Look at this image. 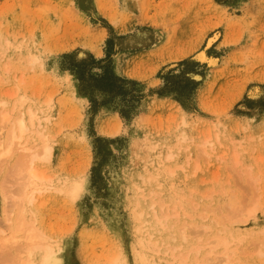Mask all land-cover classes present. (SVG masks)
<instances>
[{"label": "rangeland", "instance_id": "rangeland-1", "mask_svg": "<svg viewBox=\"0 0 264 264\" xmlns=\"http://www.w3.org/2000/svg\"><path fill=\"white\" fill-rule=\"evenodd\" d=\"M0 100L11 113L40 106L51 152L39 166L81 180L76 197L52 188L30 206L61 240L63 264L118 252L142 264L148 225L158 259L212 258L223 247L206 254L204 243L222 227L232 264H264V0H0ZM19 153L0 164V227ZM152 200L177 214L156 223Z\"/></svg>", "mask_w": 264, "mask_h": 264}, {"label": "bare ground", "instance_id": "bare-ground-1", "mask_svg": "<svg viewBox=\"0 0 264 264\" xmlns=\"http://www.w3.org/2000/svg\"><path fill=\"white\" fill-rule=\"evenodd\" d=\"M216 35L217 34H214L212 37L208 38L209 40L206 45L211 44ZM201 54L203 55L204 51H202ZM32 60H36V56L32 57ZM5 104L6 102L4 100H0V106L4 107ZM13 108H15L13 113L8 111L5 107L4 109H0V136L3 129H5L6 132V139H0V164L7 160L16 151L20 152V156L12 166L11 173L9 172L11 175L9 181L11 184L9 185L12 189L7 196L2 195L5 207H3V225L0 227V260L4 261L5 264H33L35 257V259H37V264H63L64 255L62 252L61 240L53 238L35 223V217H32L29 213V211L33 213L30 206L35 204L39 195L52 188L57 191L69 192L74 198L80 192L82 183L80 179H75L72 182H68L66 179H57L54 181L55 179L53 175L45 172L41 165L39 166L38 161L46 160L51 152V145L46 135L48 117L41 114V107L36 105L23 106L22 103L15 102L13 103ZM119 123L120 121L117 120L115 123L116 126H114L115 128L113 127L111 129L112 131L110 128H106L105 130L109 133L118 132ZM183 123L185 122L183 121ZM109 126L111 127V125ZM36 137L40 139V152L37 150L39 142ZM187 138L186 134L181 136V140H186ZM199 144L201 150L205 153L204 148L207 145L212 146L213 140L210 139V135H206L202 138V141ZM156 155L159 158L160 152ZM172 157L173 151L168 150L165 159H170ZM233 159L235 163L238 162L236 154ZM196 168H198L197 164ZM249 177L254 184L258 181L256 176H251L249 174ZM54 182L57 184L56 186L53 185ZM141 201V199L136 198L133 207L134 218L136 220L140 219V222L142 221L141 217L144 213L142 206H140ZM155 204V200H152L148 206L150 207L151 215L156 223L163 224L164 220L167 219L169 215L177 214L176 211L172 212L169 206L161 204L159 205V208H156ZM255 207L257 206L254 202L248 205L244 209L242 216L245 217L244 215L253 214ZM171 208H174V206ZM211 212L213 213L212 220L214 223H220L218 219H215V207L211 208ZM141 223L145 224L143 221ZM221 225L223 224L221 223ZM205 226L210 230V226L207 224H203L202 227L205 228ZM147 227L148 231H151L150 237L152 236L153 238H151L148 243L147 251L136 249L137 252H141V263L162 264V260H164L167 264H184L187 254L181 256L177 263H174V260L168 258L158 259L157 256L154 255V253L159 250L157 247L158 236L156 235L158 228L150 225ZM147 227L145 229H147ZM185 227L186 223H183L181 226V232L184 239L187 237ZM221 230L222 227L218 229L216 237L214 230L213 239L206 241L204 244H209V249L206 254L214 253L215 248L218 246L223 247L222 250H219V254L212 258H208L207 255L204 256L202 260H198L199 262L197 264L233 263L235 260L233 250L228 247L227 239L224 234L222 235L220 233ZM141 232L144 233V231ZM145 232H147V230ZM147 235H149L148 232L146 236ZM139 239L142 241L141 237ZM141 241H139V244ZM146 242L147 241H145V243ZM204 244L195 245L192 249L198 253ZM263 244L264 242H259L257 244L259 251L260 246ZM106 264H126V260L124 256L118 252L110 257Z\"/></svg>", "mask_w": 264, "mask_h": 264}]
</instances>
